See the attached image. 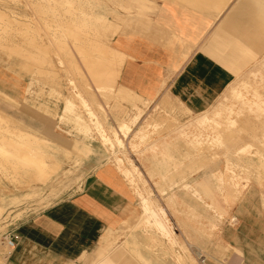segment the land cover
<instances>
[{
    "label": "crops",
    "instance_id": "0c3cea01",
    "mask_svg": "<svg viewBox=\"0 0 264 264\" xmlns=\"http://www.w3.org/2000/svg\"><path fill=\"white\" fill-rule=\"evenodd\" d=\"M129 4L133 6L132 14L116 21L119 28L109 42L121 60L117 85L143 99L137 103L144 109L138 119L143 124L148 117L143 103H163L167 101L165 96L188 115L207 110L235 73L244 69L254 55L252 49H257L255 45L258 47L264 0H140L138 4L131 0ZM82 67L79 65V69ZM63 74L59 70L56 76H60V83L65 81L61 83L63 88L51 81L47 85L65 95L68 78ZM86 75L92 86L88 101L103 103L91 77ZM117 102L110 103L109 109L101 104L107 123L113 127L117 120L128 119L136 112L130 103ZM64 103V99L53 98L38 102L53 112L57 109V114L64 113ZM95 108L96 104L92 109L100 116L101 111ZM79 109L77 113L88 119L87 111ZM84 140L93 152L79 160L82 165L77 188L10 229L8 239H13V245L2 264H224L205 254L203 259L197 255L195 226L189 223H168L165 230L143 223L137 235L113 241L131 214L130 181L113 159L104 158L111 151L99 144V139ZM56 141L51 140L54 144ZM159 158L146 156L152 175H158L152 172V163ZM175 179L172 181L178 183ZM130 226L131 230L132 223ZM201 231L203 247L211 248L210 230ZM243 231L239 225L220 229L221 243L229 247L225 264H264L262 240L248 239L240 234ZM233 248L240 249L241 257Z\"/></svg>",
    "mask_w": 264,
    "mask_h": 264
},
{
    "label": "bare ground",
    "instance_id": "6f19581e",
    "mask_svg": "<svg viewBox=\"0 0 264 264\" xmlns=\"http://www.w3.org/2000/svg\"><path fill=\"white\" fill-rule=\"evenodd\" d=\"M45 1H46V3H45ZM69 1L72 2L74 0H69ZM79 1H81V0H79ZM82 1L86 2L84 7H85V9H87V12L85 14L86 16H80L79 17V16H77V12L74 10V7H72V8L70 7L69 9H64L60 5H58L56 0H35V6L37 8V12L39 13V15L44 18L45 15L49 14V12L51 11L52 15L54 16V20L56 21L53 23H50L49 21H48L49 23L48 22L45 23L44 24V31H41V28L37 29L35 27H32L31 23L28 20L27 21L26 20L25 21H18V26H17V23H16L17 21L15 22L12 18L9 17V15L6 12H3L0 10V49L7 51V53L10 56L13 53H16L17 55L25 56V58H27L26 67H27L28 71H26V72H28V74L30 71H31V73L34 71L35 73H38L41 76L39 80L42 83H45V80H47L46 81L47 83L49 81H51L53 83V85H56V86H57V84L60 83V80H61L60 76L56 77L57 72L59 70H62L64 73L71 71L74 74H77L80 71L79 70V64H77V62H76V60H78V58L76 56L78 55L80 57L81 62H82V66L84 65V67H82L81 69L84 70V68H85V72H87L86 74H88L91 77V79H92V81H93V83H94V85L98 91L103 92V93L113 92L114 95L119 98V99L116 98L115 101L113 100L116 103H118L117 101H121V100L130 103L134 107V109L136 110L134 115L128 119L117 120L116 127H113L111 124H108V126H107V124L105 123V113L103 114L104 110H103V107L101 105L103 103L100 104L97 102L96 103L93 102L94 104H96V108L99 110V112L101 111V115L100 116L97 115L95 117L96 113H98V112L95 113L94 109H92V106L94 104L92 102L90 103L88 101V99L84 97L85 92H86L85 94H88V96L92 95V93H91L92 91L90 89H88L89 83L87 86V83L86 82L84 83V81H83L81 85L79 84L81 89L79 91L72 93L73 96L68 94V92H69L68 91L66 93L67 96L65 95L62 98L65 101V103H64L66 106L65 111H67V112H70V111L74 112L73 111V109L75 108L74 106H77L78 108L83 109L84 111H85V109H88L87 114L88 113H91L93 115L95 114L94 116L91 115V119L94 120L93 122H95V120H96V126L98 129L97 133H99V135H100V140L102 142V146L104 148H106V145H108L107 147L111 151L110 154H108L107 156H104V158H106V159H109L111 157L115 158V156H116L115 153L119 152L118 150L123 147V144H124L123 137H126L129 134V132L132 130V128H131L132 125H134L138 122V119L140 118V116L143 112V109L137 105L138 102H143V99L136 96L134 93H132L128 89H127V91H126V89H124V90L126 91V93H129V95H131V96H124V95H122L124 93H122V94L119 93L120 89H123V87L117 85V82H116L117 69L119 71L118 66H119V63L121 61L120 55H119L118 51L114 50L111 46H109L110 44L108 45V42L105 41L106 39H108L109 36H111L115 33L117 26L111 25L108 23L107 16L105 15V12L107 9H106V7H104V4H103L104 1L103 0H82ZM111 1H113V3H115V4L117 3L118 6L124 8L126 10H132L133 6L131 7L129 2L127 3L128 0L127 1H125V0H110V2ZM129 1H131V0H129ZM133 1L136 4H138V2L140 0H133ZM139 5H140V3L138 4L137 7H139ZM99 6H102V10L103 9L105 10V12H102V14L98 12ZM95 7H96V9H95ZM99 10H101V9H99ZM121 10H123V9H121ZM142 10H143V8L140 7V11H142ZM31 12H32V10H31ZM112 13H114V11ZM126 13H128V12H126ZM34 14H35V12H34ZM260 16H263V15H260ZM32 18H34V17H32ZM248 18H252V17H248ZM252 20H253V18H252ZM250 21H248V22H250ZM31 32L35 33L33 35V37L30 34ZM14 33L20 34L23 41H26L29 44V49L27 50V54L24 53V49L21 46L14 43V41H13ZM261 37L262 36H260V38ZM53 46L60 50L61 55L60 54L58 55V53L54 51L55 48ZM255 47L260 48L259 41H258V47L256 45H255ZM72 50H74V52H73L74 54L71 53ZM49 51H51V53ZM48 52L50 53V55L53 54L55 56L50 57L48 55ZM52 52H54V53H52ZM57 55H58V59H59L60 63L62 61H65V63H64L65 66H62L63 68H61L60 65H57V63H55ZM74 57H76V60ZM22 62H25V61H22ZM18 64H19V62H18ZM31 73H30V75H31ZM60 73H59V75H60ZM79 74H81V73H79ZM259 74H260V80L263 81L264 75L261 72H259ZM63 75H65V74H63ZM68 76H69V74H68ZM65 78H66V76H65ZM80 79H84V78H80ZM80 79H78V80H80ZM73 80L74 79L71 78V76L68 79V81L66 80L67 84L70 85V87H72L71 84L73 83L72 82ZM89 82H90V80H89ZM37 83H38V81H37ZM61 83L59 84L60 86H62ZM70 87L67 89H71ZM74 87H75V85H74ZM242 87L244 89L243 92L241 90H236V91L234 90L233 91L236 100L239 101V104H240L239 107L235 109L234 105H229V106L225 107L223 110V113L226 114L225 119H226L227 124L224 125L223 123L220 122V119L218 118L221 115L220 111L215 112L214 117L210 116L206 112H204L200 116H198L195 120L196 125H198L200 127L204 126L210 122V125L212 128V131L210 133L211 145L212 146L219 145V147L221 145L224 146L223 149H221L222 147L220 148L221 152H220V150L212 152V155H213L212 159L216 158L219 154H222V153L225 156V161H226L225 173L222 171L217 172V181H216L217 185H215V187L218 190V192L223 195V199L226 203H230L231 200H238V199L243 198L244 197V190H246L250 187V185L252 184L253 178L256 180V182L259 185H261L262 182L264 181V85L261 83L260 84H251V83H245L244 82L242 84ZM62 88H63V86H62ZM57 90L60 92V89H57ZM50 92H51V89H50ZM82 92H83V95H82ZM122 92H124V91H122ZM248 93L251 94V98L246 97V95ZM105 94H107V93H105ZM60 97H58V98H60ZM54 99H56V98H54ZM91 100H94V99H91ZM145 104L146 103H144V106H145ZM133 107H132V109H133ZM116 109L117 108H115V110ZM126 109H128V108H126ZM245 111H247L250 114H254L255 121H253L251 119V117L248 115L244 116L245 123L246 122L250 123L251 129L246 128L244 126L245 124L244 125L243 124H238V125L236 124L238 126L237 127L238 129H236V128L235 129L237 131H231V129H229V128H232L231 125L238 123L239 120L237 118L240 115L246 114V113H244ZM180 112L188 115L186 110H180ZM62 114H64V113H62ZM82 115H83V113L82 114H76L75 118L78 120L77 124L79 125L80 130L83 131L84 133H86L90 130V126H89V124H87L81 120ZM126 115H127V113H126ZM86 116H88V115H86ZM122 117H123V115H122ZM159 117L160 118H158L156 116L155 117L151 116L145 125L139 127L136 130L134 136L138 137L140 139V141L145 142L147 140V138H149V135H150L149 127L151 126L152 130L154 132H156V131L158 132L163 127V125H164L163 121H166L168 116H162V117L159 116ZM117 118H119V117H117ZM244 121H242V122H244ZM93 122L91 121V123H93ZM89 123H90V120H89ZM106 129H108L112 133V135L109 134L108 131H106ZM227 129H229L230 131H228ZM233 130H234V128H233ZM241 131L246 132V134H248L251 137L252 142L248 141V142H244V144L238 145L239 141L241 140L240 133H239ZM236 132H238V133H236ZM78 133H79V131H78ZM91 139H93V138H91ZM80 144H81V142L76 143L77 146L75 145L76 149H75L74 155H77L76 153H78L80 157L84 158L85 156H89L90 154H92L93 149L90 147L89 144H84V142L81 144V146H80ZM99 144H101V143H99ZM188 144H190V148L187 146L186 152H185V150L182 151L183 152L182 155H180L178 157H176V155H175L176 152L173 153V151H175L174 149H176V146L172 147V145H174V144H171L170 146L169 145L166 146V149H169L172 147L173 150H171V149L167 150V152H165L164 154H162L160 156L159 160L156 159L157 161L154 160L155 161L154 163L151 162L154 166V167H152V172L157 173L161 178H164V179L166 178L167 180L172 181L175 179L174 178L175 176L182 179V178L186 177V175H188L190 172L195 171V170L199 169L200 167H203L206 164V158H204L205 154L202 155L203 154L202 150H204L207 147L206 146L203 149V146L205 144L204 141H201L199 138H196L195 141L191 140L190 143H188ZM252 145L255 146V151L253 150L254 152H252V150L250 149V147ZM219 147H217V148H219ZM209 148H210V146H209ZM180 149L181 148H179V151H180ZM58 150H59V148L57 147V144H54L53 142H50V141L46 140L45 138H39V137L35 136L34 134H32L30 132V130H28L27 127H23V126L17 124L16 121L14 120V118H12L11 116L5 114L4 112L0 113V175H1V178H3L6 181H9L14 186H16L20 189H22V188L27 189V192H25V194L20 195V196L11 195L9 199H6V196H3V194L0 195V218L7 211V207H9L6 205H10V206L16 205L17 206L19 203H21L24 200H27L29 198L31 200L32 199L31 197H34V196L40 194L39 193L40 190L41 189L43 190L42 185H45V184L51 182V178H53L54 175H56L58 173L60 174V171L62 170L61 167H62L63 161L61 159H58L54 155V152L56 153ZM70 151L71 150H64L63 153L66 154V156L67 155L69 156V153L70 154L73 153L74 150H73V152L72 151L70 152ZM64 154H63V156H64ZM66 156H65V158H67ZM74 157L77 158V156H74ZM80 157H78V158H80ZM104 158L102 157V160ZM72 159L74 160V158H72ZM72 159H70V160H72ZM114 160H116L115 161L116 164L117 163L119 164L120 158H118V159L116 158ZM186 160H188L187 163H186ZM75 161L77 162V159H75ZM100 161H101V159H100ZM207 161H208V159H207ZM79 162H77V163H79ZM78 167H79V165H78ZM235 167L239 168V170L241 171V174H240V172H237L235 170L236 169ZM121 171L123 172L124 176L127 177L128 180H129L128 177L131 176L129 181L132 183V181H133L132 177L135 175L134 174L135 172H133V170H129V169H121ZM226 176L228 177V179H225ZM55 179L57 180V178L54 177L53 180H55ZM65 180H67V179H65ZM61 183H63V182H61ZM70 183H72V182H70ZM168 183H170V182H168ZM64 185H65V182H64ZM1 187L5 193H9L11 191V189H9L3 185H1ZM129 187L131 188V186H129ZM60 188L63 189V187H57V186L53 187V190H52L53 193H52L51 198L53 197V194H59L61 192ZM193 190H194L193 192L196 194L197 198L202 199V198H204V196L206 198H208L209 200L207 202H205L206 206L207 207L211 206L212 208L217 209V212L220 214V216L228 214V212L225 208H221L219 206V204L217 203V201L214 197V194H213L211 187L206 182H204V181L198 182L196 184V188H194ZM163 191H164V189H163ZM42 192L43 191H41V193ZM18 193H19V191H18ZM195 194H193V195H195ZM196 196H195V198H196ZM137 197L139 198V202H140L141 208L143 210V214L139 218L138 225H141L143 223L155 224L159 228V230H165L166 229L164 227L165 222L162 218L163 215L160 212H157L158 207L156 208V205L153 202V200L150 199L149 197L143 196L142 191L137 192ZM53 198H56V197H53ZM48 200H47V202H48ZM42 203H43V201H42ZM198 203H200V202H198ZM262 203L264 206V201ZM160 209L162 210V212H164L161 207H160ZM199 209L201 210V208H199ZM202 209H204V208H202ZM9 213H10V211H9ZM202 214L204 215V213H202ZM19 215L20 214H18V216ZM229 217L231 218L230 221H234L233 216H229ZM182 224H184V223H182ZM212 228H214V227H212ZM194 231L196 232L195 229H194ZM202 235H204V234H202ZM7 244H8V242H7ZM9 246H11V245H9ZM214 247H213V250H214ZM217 248H218V251L215 249L217 251V252L215 251V253H218L219 255H221L222 253H224L223 252L224 249H227L228 246H224V245L222 246L221 244H218ZM233 251H235V253H237V255L239 257H241V251L239 249L233 248ZM219 257L221 258V256H218V258ZM227 257H229V255ZM220 258H219V260H220ZM2 261L3 260L0 258V264H2Z\"/></svg>",
    "mask_w": 264,
    "mask_h": 264
},
{
    "label": "rangeland",
    "instance_id": "374dc122",
    "mask_svg": "<svg viewBox=\"0 0 264 264\" xmlns=\"http://www.w3.org/2000/svg\"><path fill=\"white\" fill-rule=\"evenodd\" d=\"M10 1L0 0V10L3 12H6L9 15V17L12 18L15 22L17 21L16 22L17 26H18V21L28 20L31 23L32 27H35L37 29L41 28V31H44L45 23H47L48 21L50 23L56 22L54 20V16L52 15L51 11L49 12L50 15L47 14L45 15L44 18L39 15V13L37 12V8L35 6V0H17V1L10 0ZM103 1H104L103 3L104 7H106L107 10L105 12L104 9H103L104 11L102 10V6H99L98 12L101 14L102 12H105V15L107 16V19H108V23L111 25L117 26V29L115 30L116 32L119 28V24L116 23V21L118 22L122 21V18L124 16L130 15L132 14V12L131 10H126L118 6L117 3L115 4L113 3V1L111 2L110 0H103ZM56 2L58 3V5H60L64 9H69L70 7L71 8L74 7V10L77 12V16L79 17L86 16L85 14L87 12V9H85L84 7V5L86 4L85 1L74 0L70 2L69 0H56ZM128 2L129 0L127 1V3ZM120 8L123 9L124 11L121 10ZM33 11L35 12V14ZM111 11L112 12L114 11V13H112ZM260 15H263V16H260L261 21L262 20L263 21L260 22V27H259L260 36H262L259 39L261 49L260 48L252 49L254 51V55L251 56V59L249 60V62L244 65L243 67L244 69L241 71H237L235 73V76L232 82L229 84V86L223 91V93H221V95H219V97L215 100V102L212 103V105L207 110L204 111L208 115L213 116V117L215 116L214 115L215 112L220 111L221 115L218 118L220 119V122L223 123L224 125L227 124L226 119H225L226 114L223 113L224 108L229 105H234V108L236 109L240 105L239 101L236 100L233 91L241 90L243 92L244 89L242 87V84L244 82L251 83V84L261 83L264 85V80L263 81L260 80V74H259V72H261L264 75V28H263L264 27V23H263L264 22V8L262 7H261ZM30 34L33 37L35 33L31 32ZM13 36H14L13 37L14 43L21 46L24 49V53L27 54V50L29 49V44L26 41H23L20 34L14 33ZM111 36H109L108 39L105 40L106 42H108V45L110 44L109 39ZM54 48H55L54 51L57 52L59 55L60 50L56 47ZM49 52L51 53V51ZM49 52H48V55L50 57L55 56L53 54L50 55ZM73 52L74 50H72L71 53L74 54ZM58 55H57L55 63H57V65H60L61 68H63L62 66H65L64 64L65 61H62L60 63L58 59ZM76 57L78 58V60H76ZM76 57L74 58L77 64L82 66L80 57L78 55ZM22 61H25V62H22ZM26 64H27V58H25V56L17 55L16 53H13L10 56L7 53V51L0 49V113L4 112L5 114L11 116L12 118H14L17 124L23 127H27L28 130H30L32 134H34L35 136L39 138H45L46 140L50 142L52 139L57 140L56 142H57V147L59 148V150L56 153L54 152V155L58 159L59 157H61L63 160V163H62V167H61L62 170L60 171V174L58 173L54 175L53 178H51V182L45 185H42L43 190L41 189L39 192L41 195L38 194L34 197H31L32 198L31 200L30 198L27 200H24L21 202L22 204L19 203L17 206L16 205L15 206L6 205V206H9L7 207L8 212L6 211L4 215L0 218V256H1L0 258L3 260V262H4V256L8 253L11 247L7 244L8 233L10 229L13 228L21 220L40 211L41 209L55 202L57 199L64 197L66 194L72 192V190L77 188L78 186L77 182L80 178V170H81L80 165H82L80 164L79 160L82 157H80L78 153H76L77 155H74L75 149H76L75 142L78 141V143L81 142V144L83 142L86 143L84 139H87V137L88 138L91 137L94 139H99L100 143H102L100 140V135L99 133H97L98 129L96 126V120L95 122H93L94 120L91 119V115L93 114L91 113L87 114L89 116L88 120L83 118V115H82L81 120L89 124L90 126V130L84 133L83 131L80 130L79 125L77 124L78 120L75 118L76 114H79L77 113V106H74L75 107L73 109L74 112L64 111V114H57L56 110L53 112L45 105L38 104V102H41L45 98L46 99H52V98L62 99L63 96L65 95L67 96V94L63 95L61 94V92L55 89L54 90L51 89V92H52L51 93L50 87L47 86L49 82L42 83L39 80L41 76L38 73H35L34 71L32 73L30 71L28 74V72H26L28 71ZM79 70L81 74H74L73 72L68 71V70H67L68 72L64 73L65 76L68 77V79L70 78V76L71 78L74 79L72 81L73 83L71 84L74 89L70 87V85H68L67 87V88L69 87L71 88V89H67V92L69 91L68 94L70 95H72V93L79 91L81 89L79 85L81 84L80 82L84 81V83L86 82L88 86L89 81L87 80L85 69L84 70L79 69ZM80 78H84L83 81H81L82 79ZM73 84L75 85V87L77 86L79 89L77 87L75 88ZM48 89L49 91H46ZM88 89L92 90L91 83H89ZM124 89L125 88L120 89L119 93L121 94L124 93L122 94L124 96H131L129 95V93H126L127 89L126 91ZM83 92H82V95H83ZM85 93H84L85 98H89L91 96V95L88 96V94H85ZM105 93L99 91V95H100L99 97H100V100H102L103 104L106 105L107 108L109 109L110 103H113L116 98L117 99L119 98L116 97L113 92H105ZM57 96L58 97L61 96V97L58 98ZM246 97L251 98V94L248 93ZM163 99H167V101L163 103L148 102L145 104L144 108L147 109V115H148L147 120H145L144 124H143V120L142 121L140 120V122L138 121V123L132 125L131 127L132 130L129 132V134L126 137H123V141H124L123 147L120 148L121 150L118 148L119 152L115 153L116 154L115 158L111 157V159L113 160L116 158L117 159L120 158L119 164L117 163V165H119L120 170L129 169L135 172L134 173L135 175L132 177L133 179L132 183L129 182V184L127 185L128 188L129 186H131V188H129V190L131 191V195H132L131 214L125 220L127 221L126 223L127 225L123 223V228H121V230L115 234L113 241L120 240L121 238L126 239L127 237H130L131 235L135 236L143 230V224H141L140 226L134 225L133 227V224L138 223L139 218L143 214V210L141 208L139 198L137 197V192L142 191L143 196L149 197L150 199H152L156 205V208L158 207L157 212H160L163 215L161 216L165 224H168V223L171 224L172 222H176L179 224L189 223L195 226L196 241H198L196 251H197V255H201L202 259L205 254L212 261L216 263L224 262L225 264L224 257L225 255H227L229 247L227 249H224L223 251L224 253H222L221 255H219L218 253H215V251L216 250L218 251V248H217L218 244L222 245L221 236H220L219 231L223 226H226V225H234V226L239 225L240 230L242 229L244 230L240 234H243L246 238L251 239V240L252 239L255 241L262 240L261 244H264L263 242L264 241V206L262 203L264 201V198H263L264 197V181L262 182L261 185H259L256 182V180L253 178L252 184L250 185V187L244 190L243 198L238 199V200H231L230 203H226L223 199V195L219 193L215 187V185H217V182H216L217 172L222 171L225 173V168H226L225 167V164H226L225 156L222 153L217 156L218 158L216 157L212 159L213 158L212 152L218 151V150H220L221 152V149H223L224 146L221 145L219 147V145H214V146L211 145L210 133L212 131V128H211L210 122L201 127L196 125V122H195L196 118L204 112L197 113V114H191V115H186L184 113L186 115L185 116L183 113L180 112V109L175 107L173 103L168 100L169 98L165 96V98ZM85 111L88 112V109H85ZM244 113L246 114L240 115L237 118L239 120L238 123L231 125L232 128H229L231 129V131H237L236 129H238L237 128L238 124H243V125L245 124L244 126L246 128L251 129V124L248 122L245 123L244 116L248 115L251 117L253 121H255L254 114H250L247 111H245ZM96 116L97 114L95 115V117ZM151 116L153 117L156 116L158 118H160L159 116L161 117L168 116V117L166 121H163L164 125L158 132L157 131L154 132L152 130V127L150 126L149 127V131H150L149 138H147L145 142L140 141V139L138 137H135L134 134L139 127L146 124V122L148 121V119H150ZM89 120H90V123H89ZM91 121L93 123H91ZM105 123L108 126L106 119H105ZM229 129L227 130L230 131ZM106 131H108V133L112 135V133L108 129H106ZM239 133H240L241 140L239 141L238 145L244 144V142H248V141L252 142L251 137L248 134H246V132L241 131ZM71 135L73 136L69 137ZM196 138H199L201 141H204L205 144L203 146V149L207 146L204 150H202L203 152L202 155L205 154L204 158H206V164L203 167H200L199 169L190 172L188 175H186V177L182 179L175 176L174 178H179L178 183L169 181L166 178L165 179L161 178L158 175H152V173L149 172L150 163L146 159V156L151 157L152 155H154L155 157L156 156L160 157L162 154L167 152L166 146L168 145L170 146L171 144H174L172 145V147L176 146V149H174L175 151H173V153L176 152L175 155L176 157H178L182 155L183 153L182 151L185 150L186 152L187 146L190 148V144L188 143H190L191 140L195 141ZM208 145L210 146V148ZM107 146L108 145H106V148L108 149ZM253 146L254 145L250 147L252 152L255 151V146L254 147ZM179 148H181L180 151H179ZM64 150H71L72 152L74 150V152L71 154L69 153V156L68 155L66 156V154L63 153ZM65 156L67 158H65ZM74 156H77V158ZM85 157H88V156H85ZM69 158L70 159L74 158V160L73 159L70 160ZM75 159H77V162L79 163H77ZM187 162L188 160H186V163ZM77 164L79 165V167ZM235 170L237 172H240L241 174V171L239 170L238 167ZM54 177L57 178V180L55 179L56 181L53 180ZM128 178L130 180L131 176H129ZM145 179H148L149 181L154 180L157 182L155 183L145 182L144 181ZM225 179H228V177L226 176ZM175 180L176 179H174V181ZM202 181L206 182L211 187L217 203L219 204L221 208H225L228 214L220 216V214L217 212V209H214L211 206H208V207L206 206L205 202L209 200L208 198H206L205 196L202 199L197 198L196 194L193 192L194 191L193 189L196 188V184L198 182H202ZM64 182H65V185H64ZM1 185L11 189V191L9 192L10 194L5 193L2 190ZM56 186L63 187V189L60 188L61 192L59 194H53V197H56V198H53V197L51 198L52 193H53L52 191L53 187H56ZM41 191H43L42 192L43 194L41 193ZM25 192H27V189H24V188L20 189L14 186L9 181H6L3 178H1V175H0V195L3 194V196H6V199H9L11 195L20 196V195L25 194ZM160 207L163 209L164 212H162ZM198 207L201 208V210ZM202 213H204V215ZM18 214L20 215L18 216ZM172 214H173V217H172ZM229 216H233L234 221H230L231 218ZM131 223H132V229L130 230L129 227L131 226L129 225H131ZM204 229L210 230L209 235H210V240H211V248L203 247V242H201V239L203 237L202 235L203 231L201 230H204ZM223 245L227 246L225 244ZM213 247H214V250H213ZM218 256H221V258L219 257L220 260ZM235 261H237V259L233 260V262Z\"/></svg>",
    "mask_w": 264,
    "mask_h": 264
},
{
    "label": "built area",
    "instance_id": "2783aa9c",
    "mask_svg": "<svg viewBox=\"0 0 264 264\" xmlns=\"http://www.w3.org/2000/svg\"><path fill=\"white\" fill-rule=\"evenodd\" d=\"M7 242H8L9 245H11V246L13 245V239L9 238V239L7 240Z\"/></svg>",
    "mask_w": 264,
    "mask_h": 264
}]
</instances>
